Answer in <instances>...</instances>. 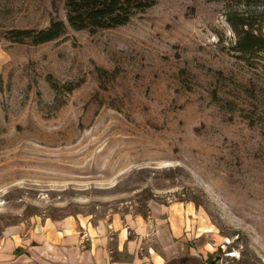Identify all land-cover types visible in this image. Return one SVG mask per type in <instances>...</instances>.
I'll return each mask as SVG.
<instances>
[{
	"label": "rangeland",
	"instance_id": "obj_1",
	"mask_svg": "<svg viewBox=\"0 0 264 264\" xmlns=\"http://www.w3.org/2000/svg\"><path fill=\"white\" fill-rule=\"evenodd\" d=\"M241 1L157 0L35 45L8 32L66 19V0H0V235L147 221L152 264H264V59L227 19L261 6Z\"/></svg>",
	"mask_w": 264,
	"mask_h": 264
},
{
	"label": "crops",
	"instance_id": "obj_2",
	"mask_svg": "<svg viewBox=\"0 0 264 264\" xmlns=\"http://www.w3.org/2000/svg\"><path fill=\"white\" fill-rule=\"evenodd\" d=\"M114 225L116 239H111L105 225L94 226L71 216L38 222L30 229L9 228L0 235V264H152L151 255L140 250L149 223L134 229L133 236ZM113 241L117 256L112 252Z\"/></svg>",
	"mask_w": 264,
	"mask_h": 264
},
{
	"label": "trees",
	"instance_id": "obj_3",
	"mask_svg": "<svg viewBox=\"0 0 264 264\" xmlns=\"http://www.w3.org/2000/svg\"><path fill=\"white\" fill-rule=\"evenodd\" d=\"M157 0H66V19H52L42 29H12L8 37L14 42L30 41L42 44L62 37L69 27L74 30L114 28L129 23L133 16L153 6ZM245 5L258 3L261 8L255 11H229L227 19L236 34L233 48L246 55L248 60L254 57L264 59V34L261 28H255L254 14L264 15V0H244ZM257 4V5H258ZM259 31V32H258Z\"/></svg>",
	"mask_w": 264,
	"mask_h": 264
}]
</instances>
